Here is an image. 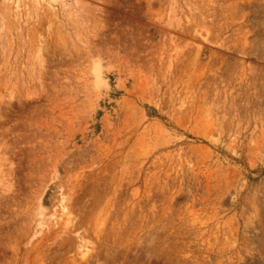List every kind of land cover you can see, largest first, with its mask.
<instances>
[{"label": "rangeland", "instance_id": "374dc122", "mask_svg": "<svg viewBox=\"0 0 264 264\" xmlns=\"http://www.w3.org/2000/svg\"><path fill=\"white\" fill-rule=\"evenodd\" d=\"M0 166V264H264V0H0Z\"/></svg>", "mask_w": 264, "mask_h": 264}, {"label": "bare ground", "instance_id": "6f19581e", "mask_svg": "<svg viewBox=\"0 0 264 264\" xmlns=\"http://www.w3.org/2000/svg\"><path fill=\"white\" fill-rule=\"evenodd\" d=\"M243 43L245 45V42L244 41H243ZM35 57L37 59V60L36 59L35 60H36V62H38V65H41L42 63H44L42 61V59H39L40 58L39 53H38V55L35 54ZM96 74H97V77L96 78L98 79V81H100V75H99V73L96 72ZM0 168H2V167L0 166ZM0 174L2 175V171H0ZM0 182H1V180H0ZM7 182H5V183H7ZM37 208L38 209H37V212H36V215H35V220H34L35 226L33 228L34 229L35 228H38V231H36V232L32 231V234H31V237L30 238H33V237H35L36 235H39V234H45V232H44L43 229L44 228L45 229L48 228V231H49L48 233L49 234L44 235V237H42V239L40 241H37V242H41L43 246L45 244L49 243L50 241H52L53 238H55V239L57 238V239H60L61 243L62 242H66V241L67 242H69V241L72 242V245H73L72 248H73V250L76 252L77 256H79L81 259L87 257L89 255L88 252H90L91 250L93 251V248L90 247V246H88V244H86V243L85 244H82L81 243L82 240H83L82 239V236H83L82 233L84 232V228H83V226L80 223L79 224L78 223H75L74 222V219L73 218H70L69 213L66 211V209L64 207H61L59 216L56 217L55 221H52L51 226L48 224L49 221H46L45 222L46 219H44L45 217H44V211H42V206L38 205ZM28 233H29V230H28ZM63 236H65V237H63ZM39 245H40V243H39ZM35 246H36V244H35ZM38 256H39V254H38Z\"/></svg>", "mask_w": 264, "mask_h": 264}]
</instances>
